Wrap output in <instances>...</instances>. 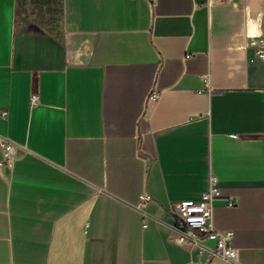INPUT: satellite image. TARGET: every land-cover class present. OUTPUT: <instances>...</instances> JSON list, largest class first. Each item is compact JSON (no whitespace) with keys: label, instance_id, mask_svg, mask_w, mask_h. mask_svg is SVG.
<instances>
[{"label":"crops","instance_id":"1","mask_svg":"<svg viewBox=\"0 0 264 264\" xmlns=\"http://www.w3.org/2000/svg\"><path fill=\"white\" fill-rule=\"evenodd\" d=\"M249 36L264 39V0H0V264H224L167 239L210 174L213 227L238 264H264Z\"/></svg>","mask_w":264,"mask_h":264},{"label":"built area","instance_id":"2","mask_svg":"<svg viewBox=\"0 0 264 264\" xmlns=\"http://www.w3.org/2000/svg\"><path fill=\"white\" fill-rule=\"evenodd\" d=\"M246 44L253 47L257 57L264 61V39L262 37L249 36ZM156 97L157 91L152 86L145 95V101L153 102ZM36 101V93L29 92L28 105L33 106ZM0 149L3 163L7 166L14 156V145L8 138H0ZM216 181L214 175H208L207 187L200 193L197 201L183 200L175 203L174 210L171 211L172 222L167 227V239L175 245L195 247L199 255L205 254V262L216 257L224 264H238L236 260L237 249L231 245L232 231L228 229L216 230L212 224V203L219 195ZM137 198V207H140L149 200L150 196L143 191L139 193ZM226 206H234V201L228 199ZM141 219V226L145 227V216L143 214H141ZM204 240L211 241L213 246L204 245Z\"/></svg>","mask_w":264,"mask_h":264}]
</instances>
